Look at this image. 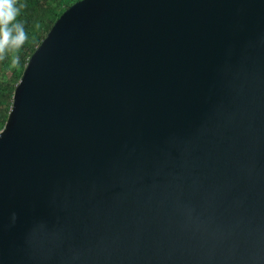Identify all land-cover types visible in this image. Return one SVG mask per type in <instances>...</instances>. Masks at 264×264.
<instances>
[{
	"label": "water",
	"instance_id": "obj_1",
	"mask_svg": "<svg viewBox=\"0 0 264 264\" xmlns=\"http://www.w3.org/2000/svg\"><path fill=\"white\" fill-rule=\"evenodd\" d=\"M0 264H264V0H82L0 132Z\"/></svg>",
	"mask_w": 264,
	"mask_h": 264
},
{
	"label": "trees",
	"instance_id": "obj_2",
	"mask_svg": "<svg viewBox=\"0 0 264 264\" xmlns=\"http://www.w3.org/2000/svg\"><path fill=\"white\" fill-rule=\"evenodd\" d=\"M82 0H17L16 21L24 27L27 39L21 47L0 59V129L5 125L12 97L25 66L58 18ZM13 59L16 63L13 64Z\"/></svg>",
	"mask_w": 264,
	"mask_h": 264
},
{
	"label": "clouds",
	"instance_id": "obj_3",
	"mask_svg": "<svg viewBox=\"0 0 264 264\" xmlns=\"http://www.w3.org/2000/svg\"><path fill=\"white\" fill-rule=\"evenodd\" d=\"M17 0H0V59L8 51L21 47L27 35L21 23L15 22L19 14ZM17 61L13 59V64Z\"/></svg>",
	"mask_w": 264,
	"mask_h": 264
},
{
	"label": "built area",
	"instance_id": "obj_4",
	"mask_svg": "<svg viewBox=\"0 0 264 264\" xmlns=\"http://www.w3.org/2000/svg\"><path fill=\"white\" fill-rule=\"evenodd\" d=\"M0 132H1V130H0Z\"/></svg>",
	"mask_w": 264,
	"mask_h": 264
},
{
	"label": "rangeland",
	"instance_id": "obj_5",
	"mask_svg": "<svg viewBox=\"0 0 264 264\" xmlns=\"http://www.w3.org/2000/svg\"><path fill=\"white\" fill-rule=\"evenodd\" d=\"M0 130H2V129H0Z\"/></svg>",
	"mask_w": 264,
	"mask_h": 264
}]
</instances>
